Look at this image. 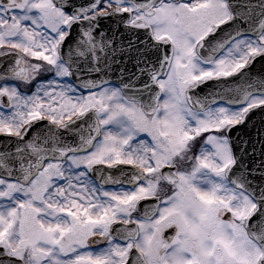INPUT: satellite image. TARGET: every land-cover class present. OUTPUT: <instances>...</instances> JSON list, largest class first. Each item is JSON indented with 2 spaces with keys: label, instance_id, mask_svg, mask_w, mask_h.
<instances>
[{
  "label": "snow or ice",
  "instance_id": "snow-or-ice-1",
  "mask_svg": "<svg viewBox=\"0 0 264 264\" xmlns=\"http://www.w3.org/2000/svg\"><path fill=\"white\" fill-rule=\"evenodd\" d=\"M0 264H264V0H0Z\"/></svg>",
  "mask_w": 264,
  "mask_h": 264
}]
</instances>
